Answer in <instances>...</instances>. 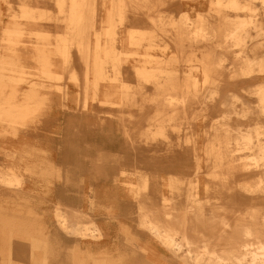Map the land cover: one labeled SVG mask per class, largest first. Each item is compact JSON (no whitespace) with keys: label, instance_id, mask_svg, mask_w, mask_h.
I'll list each match as a JSON object with an SVG mask.
<instances>
[{"label":"bare ground","instance_id":"bare-ground-1","mask_svg":"<svg viewBox=\"0 0 264 264\" xmlns=\"http://www.w3.org/2000/svg\"><path fill=\"white\" fill-rule=\"evenodd\" d=\"M2 4L9 18L0 9V139L22 140L21 162L40 152L24 148L27 129L43 117L52 125L61 110L71 126L87 127L81 139L94 146L83 145L68 166L43 150L34 164L0 166V209L8 205L0 264H52L56 249L67 248L62 235L75 240L67 264H264V204L248 203L264 201V0ZM166 38L175 50L165 54ZM130 59L137 64L123 70ZM220 108L216 117L202 115ZM83 116H94V133ZM234 116L248 122L228 121ZM118 129L122 135L113 134ZM102 135L111 142L101 149ZM121 159L134 165V183L121 180L124 166L103 171L120 198L97 189L93 169L84 179L89 162L100 171ZM60 180L71 182V194ZM49 196L51 216L39 212ZM115 204L120 224L128 217L136 224L117 230V254L83 247L108 240L110 222L92 212L106 216Z\"/></svg>","mask_w":264,"mask_h":264},{"label":"rangeland","instance_id":"rangeland-1","mask_svg":"<svg viewBox=\"0 0 264 264\" xmlns=\"http://www.w3.org/2000/svg\"><path fill=\"white\" fill-rule=\"evenodd\" d=\"M12 3L15 5V0H11ZM36 4V3H35ZM5 4L1 5L0 6V9H1V12L4 13V15H2V20L6 21L8 20V16H7V13L5 11ZM173 7V6H172ZM172 7L168 6L166 8L168 9H172ZM184 9L183 7H178L176 9H173L174 13H178L180 10ZM191 16H193V13H190ZM126 29L123 27L122 28V32H121V36H125L126 34ZM167 39V38H166ZM168 43H169V48L166 49L164 51V53H171L173 52L175 49L173 47V43L167 39ZM127 49H130L129 47L125 46ZM139 51L140 48L138 49ZM152 53L154 54H160L161 51H158L157 49L155 50H152ZM132 64H137L136 60L134 59H130L128 62L124 63V69L126 70H131V65ZM127 80L130 81V82H133L134 81V78L132 77L131 74H129L127 76ZM76 93V88L73 87V89L71 90V93L70 95H74ZM243 97H245L246 99L250 100V101H254V97L253 96H249V95H246L244 94ZM98 104L97 103H93L91 104V108H98ZM101 108V107H100ZM61 111V110H60ZM58 111L57 113L55 112H51L53 115H57L55 117V122L52 123V125L50 126H47L45 124V120L43 118L39 119L38 122H36L32 127L30 126L27 131L25 132L23 138L27 141V144L24 146L25 149H29V150H40V152L37 151V153H32L30 156L25 154L26 157L22 159L21 162H19V157L18 155L15 153V149L16 148H20V144H21V139L19 140H16L15 138H8L6 137L5 139H9L10 141H6V140H1L0 139V148L3 150V151H7V152H11L12 155H6V154H3L0 152V166H9V165H13V166H22L24 165V162L27 163L30 162V164H34V163H31V162H34V161H39L40 158L42 156V151H46V156L49 157L50 160L52 161H55V162H59V165H61L63 167V165H67L68 164H73L74 162H76V159H75V156L77 157H81V154L82 153H85L86 151H82L83 148H85L83 145H86V144H90V143H94L92 141H89V142H85L83 143L84 140L81 139V136L83 135L84 132L86 131H83V130H86L87 127L84 126V124L82 125L81 123H75L74 125L71 126V124H73V122L70 121V119L67 117L66 114L63 115L62 112ZM221 108L219 109L218 112H212L211 114L208 113L209 115L206 117V114H202L203 117L205 118H208L210 119L211 117H216L217 114H219V112H221ZM205 113V112H204ZM68 118V120H67ZM94 118V116L92 117H86V116H83L81 117V120L82 122H86V124L89 126V128L92 130V133H94V129L96 127L95 123L92 122V119ZM238 118V117H237ZM235 116L233 117V120L230 118L228 121L230 122H240V124H246L247 119L245 118H238L237 119ZM91 119V120H90ZM204 125H209V121H207ZM196 129V126H194ZM119 130V131H118ZM118 130H114L113 131V134L116 135L119 134V135H122V129H118ZM95 136H99L101 135L100 133H95L94 134ZM94 141V139H93ZM111 142V138L110 137H104L102 135V140L100 139H97V142L95 144H98L99 146H97L98 148L101 147V149L106 146L107 144H109ZM90 146V148L92 149V147L94 145H88ZM40 154V155H39ZM45 156V154H43ZM130 157H133L132 154H128L126 156V159L127 160H130L129 158ZM58 159V161H57ZM124 160V159H121L118 163V164H115V163H111V162H108V164H105L102 166L101 170L98 171L99 169H95L94 167H97L98 164H95L94 162H89V167H88V170H85L83 176H84V179L86 181H89L90 182V176H91V170L93 169L94 171H96L98 173L97 176L93 177L92 178V181L95 182L96 184V187L97 189H103V187H108V189L110 190V192L112 193L113 197L115 198H120L119 195H117L118 191H115L114 190V186L111 184V180L107 179V177L105 176V171L107 169H113L115 168L116 166H124L123 169L125 171H127L125 174H123V176H121V180H123L124 182L126 181H130V182H135L136 181V175L135 174H132L134 173L133 170H134V165H128V162L127 160ZM78 161H81L79 158H78ZM122 163V165H120ZM194 163V161H193ZM192 163V164H193ZM28 164V163H27ZM118 166V167H119ZM135 166H139V163H137ZM93 167V168H92ZM113 167V168H112ZM98 168V167H97ZM192 169V166L190 168V170ZM104 171V172H103ZM101 172V173H100ZM132 172V173H131ZM55 181V180H54ZM60 183V188H62L63 190V193L65 194H71L72 192V189H71V186L69 184H71V182L69 183H63L61 180L59 181ZM57 184V183H56ZM56 184H54V186H56ZM113 186V187H112ZM39 190H37L36 192H39ZM9 192H4L2 194V198H7V200H9V202H12V199H10L9 197ZM102 196V194H101ZM222 194H216V195H213L211 197H217L218 199H216L217 202H220V203H223L225 201V199H222ZM55 197L53 196H49L47 204L40 207L39 209V212L45 210L44 212L48 213L49 215L51 214V210H52V200H54ZM103 198V197H102ZM215 199V198H214ZM212 199V200H214ZM118 200H116V202H110V203H117ZM129 201H133V199H131L129 197L128 199V202ZM248 203H254V204H257V203H263L264 204V201H259L257 200L256 198L252 199L250 201H248ZM262 204V205H263ZM250 205V204H249ZM5 208L4 209H0V213L3 212V210L7 209L8 205H4ZM257 206V205H256ZM116 208V209H115ZM101 210L98 211V210H95L92 212V216L93 218L97 221V222H102L104 224V226H107L106 222H110V225H111V228H109V237L107 238L108 240L106 242H100V243H93L92 245H90V243H83L82 246L85 247V244H89L90 246V249L91 251H94V252H102L105 250L108 252V253H111L112 255H116L117 252H115V248H113L114 246V243L116 241V238H117V230H119V228H123V227H130L132 229H135L136 228V224H135V220L131 219V218H127V219H124L125 221L122 222V224L119 223V218L121 217H117V215L115 214L116 212H118L117 210V207H116V204H115V207H113L109 212L111 214H108L106 216H104L105 214H100ZM51 216V215H50ZM135 215L133 214L132 217H134ZM54 222L50 220H48L47 224V228L48 230L53 228ZM128 225H127V224ZM101 224V225H103ZM62 239L64 240L65 242V245H67L66 247V250H65V253L63 252L62 253V250L61 252H58V250L56 249V252H54L53 255H55V257L51 260L52 261V264H67V261H72V259L69 257V255H66V253L68 252V249H71L72 248V245H74V242L75 240L73 238H69V237H66L64 235H62ZM3 244L4 243H1V248H3ZM9 245H13L14 246V242H12V244L9 242L8 243ZM106 246V247H105ZM57 247V246H56ZM132 247L133 249L135 248V250H138V244L136 243H132ZM1 252H0V263H1V260H2V257H1Z\"/></svg>","mask_w":264,"mask_h":264}]
</instances>
